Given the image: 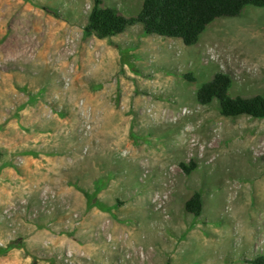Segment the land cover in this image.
Returning <instances> with one entry per match:
<instances>
[{"label":"rangeland","instance_id":"obj_1","mask_svg":"<svg viewBox=\"0 0 264 264\" xmlns=\"http://www.w3.org/2000/svg\"><path fill=\"white\" fill-rule=\"evenodd\" d=\"M104 1L128 16L143 2ZM92 5L0 0V264H252L264 118L196 93L225 72L232 95H264V7L186 45L141 24L98 38ZM195 191L200 217L185 209Z\"/></svg>","mask_w":264,"mask_h":264},{"label":"trees","instance_id":"obj_2","mask_svg":"<svg viewBox=\"0 0 264 264\" xmlns=\"http://www.w3.org/2000/svg\"><path fill=\"white\" fill-rule=\"evenodd\" d=\"M248 5L264 7V0H143L136 15H125L118 7L105 5L104 0H93L85 31L98 38H107L125 32L128 27L141 24L146 35L157 34L165 37L180 38L186 45H195L211 24L221 17H234L242 13ZM47 11L55 14L51 9ZM183 76L189 81H196L192 72ZM232 76L217 72L203 82L197 89V100L207 105L219 101L220 111L225 116L248 115L264 118V95H232L230 88ZM186 173L195 169L196 163H182ZM185 209L195 217H200L204 210L203 194L195 191L186 201ZM13 247H1L4 252ZM252 264H264V253L248 260Z\"/></svg>","mask_w":264,"mask_h":264}]
</instances>
